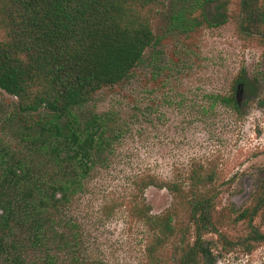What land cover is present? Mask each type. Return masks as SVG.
Here are the masks:
<instances>
[{"label":"trees","instance_id":"obj_1","mask_svg":"<svg viewBox=\"0 0 264 264\" xmlns=\"http://www.w3.org/2000/svg\"><path fill=\"white\" fill-rule=\"evenodd\" d=\"M167 1L0 0V90L15 98L17 117L38 116L18 146L0 142L4 262L98 263L83 256L81 232L67 213L107 143L108 122L88 104L100 89L125 81L154 46L151 21ZM194 1L199 22L218 27L233 21L240 37L264 47L263 0H236L235 12L229 0ZM255 84L242 66L230 91L217 99L242 115L257 93ZM220 184L203 163L168 179L143 171L126 198L101 211L108 217L124 207L129 222L141 226L142 264H213L216 256L205 235L219 234L226 222L218 209ZM149 187L170 193L164 211L152 212ZM236 213L234 220L246 223L254 241L264 240L255 224L264 217V170L250 204Z\"/></svg>","mask_w":264,"mask_h":264},{"label":"rangeland","instance_id":"obj_2","mask_svg":"<svg viewBox=\"0 0 264 264\" xmlns=\"http://www.w3.org/2000/svg\"><path fill=\"white\" fill-rule=\"evenodd\" d=\"M195 4L168 0L151 21L154 46L125 81L100 89L88 104L108 122L107 143L67 213L91 262L142 264L141 226L129 222L124 207L104 217L102 206L126 198L143 171L168 179L203 163L220 177L218 209L226 215L219 234L205 235L213 264H264V240L254 241L246 223L234 220L250 204L264 170V47L240 37L233 21L218 27L199 22ZM228 9L235 12L236 0ZM242 66L257 93L238 115L217 98L230 91ZM15 108V98L0 90V142L10 147L38 119L19 118ZM145 195L153 213L171 203L164 188L149 187ZM255 224L264 234V217ZM0 264L8 263L0 258Z\"/></svg>","mask_w":264,"mask_h":264}]
</instances>
